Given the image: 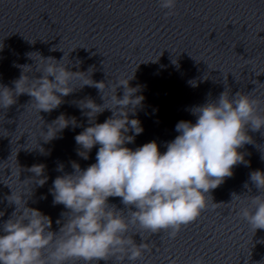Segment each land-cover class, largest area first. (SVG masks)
Returning a JSON list of instances; mask_svg holds the SVG:
<instances>
[{
	"label": "clouds",
	"instance_id": "obj_1",
	"mask_svg": "<svg viewBox=\"0 0 264 264\" xmlns=\"http://www.w3.org/2000/svg\"><path fill=\"white\" fill-rule=\"evenodd\" d=\"M176 5L177 0H160L161 8L169 10L166 16L175 14ZM27 55L36 61L35 69L20 65L22 72L13 81L14 88L0 86V108L11 107L19 96L27 94L31 98L29 105L38 113H51L64 103L63 97L76 90L71 82L77 78L83 80V86H94L101 93L111 88V94L107 103L96 104L91 98L79 103L90 126L74 137L79 146L77 154L88 159L93 147L99 148L95 163L82 170L72 162L73 172L53 181V204L67 209L61 214L63 219L56 221L59 230H52L49 216L26 207L22 196L12 192L7 199L17 208L2 226L0 264H123L125 260L135 264L150 243L137 244L133 234L140 231L129 234L130 229L138 226L141 231L162 232L174 239L207 209L210 191L233 176V167L241 163L247 166L239 149L253 143L249 130L264 129V114L258 111L257 99L251 94L237 92L230 96L224 91L217 100L192 109L195 123L182 120L176 124L179 134L166 143L164 153L156 141L132 150L125 145L133 143L143 127L130 114L135 116L144 100L137 94L141 86H130L133 76L106 85L90 78L91 68L87 73L69 71L62 63L64 57L58 61L39 53ZM34 57H39L38 62ZM119 87L123 88L122 98L116 95ZM102 99L105 101L104 96ZM105 110L112 115L96 123L97 116ZM69 125L79 126L74 117L68 119L61 114L48 125L47 132L42 131L47 137L44 140L56 138ZM130 131L132 135H128ZM28 171L34 173L39 185L47 182L43 164L33 165ZM58 171H63V165ZM250 181L259 194L249 197L250 203L241 207L238 215L255 233L264 229V194L260 193L264 189V171L251 172ZM244 186L247 188V183ZM110 197L121 198L128 214L110 204ZM240 198L233 193L232 201ZM194 264H204L203 258Z\"/></svg>",
	"mask_w": 264,
	"mask_h": 264
},
{
	"label": "snow or ice",
	"instance_id": "obj_2",
	"mask_svg": "<svg viewBox=\"0 0 264 264\" xmlns=\"http://www.w3.org/2000/svg\"><path fill=\"white\" fill-rule=\"evenodd\" d=\"M194 222V221H193Z\"/></svg>",
	"mask_w": 264,
	"mask_h": 264
}]
</instances>
